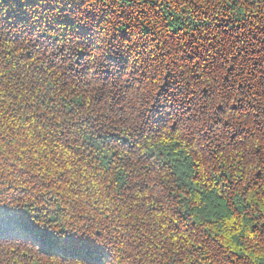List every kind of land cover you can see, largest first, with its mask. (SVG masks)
Here are the masks:
<instances>
[{
  "label": "trees",
  "instance_id": "trees-1",
  "mask_svg": "<svg viewBox=\"0 0 264 264\" xmlns=\"http://www.w3.org/2000/svg\"><path fill=\"white\" fill-rule=\"evenodd\" d=\"M0 264H264V0H0Z\"/></svg>",
  "mask_w": 264,
  "mask_h": 264
}]
</instances>
